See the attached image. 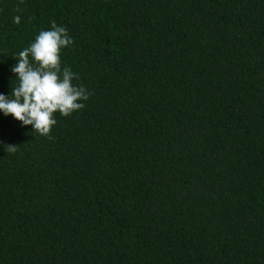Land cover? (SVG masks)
<instances>
[{
	"label": "trees",
	"instance_id": "1",
	"mask_svg": "<svg viewBox=\"0 0 264 264\" xmlns=\"http://www.w3.org/2000/svg\"><path fill=\"white\" fill-rule=\"evenodd\" d=\"M18 4L0 94L54 21L90 96L53 139L0 112V264H264V0Z\"/></svg>",
	"mask_w": 264,
	"mask_h": 264
},
{
	"label": "clouds",
	"instance_id": "2",
	"mask_svg": "<svg viewBox=\"0 0 264 264\" xmlns=\"http://www.w3.org/2000/svg\"><path fill=\"white\" fill-rule=\"evenodd\" d=\"M23 3L24 0H19L17 12L23 11L20 7ZM13 19L20 24L19 15ZM73 43L67 29L54 21L50 30L41 31L35 42L19 52L17 64L10 69L17 76L18 84L12 87L11 96L0 94V112L53 139L50 133L57 124L54 113L69 117L84 109V101L90 96L85 87L73 84L78 74L70 67H61L62 50ZM17 148L6 145L8 153H15Z\"/></svg>",
	"mask_w": 264,
	"mask_h": 264
}]
</instances>
